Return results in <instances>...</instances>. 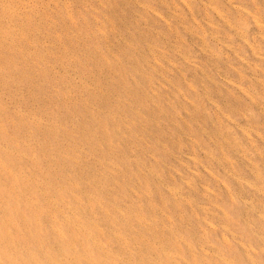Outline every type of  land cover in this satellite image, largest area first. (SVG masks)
<instances>
[{"label": "rangeland", "instance_id": "rangeland-1", "mask_svg": "<svg viewBox=\"0 0 264 264\" xmlns=\"http://www.w3.org/2000/svg\"><path fill=\"white\" fill-rule=\"evenodd\" d=\"M56 1L49 28L43 25L46 18L34 17L39 31L27 33V39L46 29L76 38L69 39L72 47L57 42L46 47L52 58L45 64L50 66L47 76L41 74L39 88L21 85L24 94H17L21 100L16 106L12 97L2 99L14 120L3 141L20 158L15 162L0 158L6 165L0 168V181L30 197L41 189L45 198L38 202L42 207L37 210L38 229L46 228L43 219L54 217L53 208L58 207L79 227L75 238H69L78 249L81 235L89 232L95 238L105 226L117 231L123 242L109 239L108 246L101 242L111 254L117 252V243L132 240L131 228L135 233L140 217L146 220L147 203L160 206L154 186L164 182L206 212L181 204L174 214L160 206L155 216L164 222L147 219L148 229L170 227L181 242H154L147 231L143 239L159 250L148 252L149 263L157 257L165 260L166 254L189 263L190 255L183 251L189 243L197 258L203 251L202 257L209 260L207 249H213L234 264H264V0ZM78 37L96 41L82 48ZM94 73L102 74L105 82ZM79 82L89 89L80 91ZM77 94L82 98L77 100ZM19 110L25 115L18 119ZM16 125L22 130L14 133ZM228 127L231 147L221 136ZM25 157L34 158L32 164ZM13 167L37 189L26 185L23 191L24 183L13 174L3 176ZM147 169L151 186L141 189V173ZM4 192L0 205L26 210L24 203L13 205L9 191L8 196ZM239 198L245 201L238 204ZM60 213L47 224L53 222L64 231L67 226ZM125 215H131L128 227L120 220ZM180 216L187 223H178ZM34 230L35 224L26 238L32 242H22L24 246L37 245ZM185 230H192L200 242L188 238ZM203 241L206 245H199Z\"/></svg>", "mask_w": 264, "mask_h": 264}, {"label": "bare ground", "instance_id": "bare-ground-1", "mask_svg": "<svg viewBox=\"0 0 264 264\" xmlns=\"http://www.w3.org/2000/svg\"><path fill=\"white\" fill-rule=\"evenodd\" d=\"M57 8L58 7L56 0H0V158L1 159L3 158L6 162H13V161L15 162L17 159L20 158V156H17L15 153H13L12 150L7 149L3 141L4 140L3 137L5 136L7 137L9 134L7 132L9 131L8 126L12 127L14 125L13 124L14 120L8 116L7 111L10 110H5V105H7V103L3 102L2 99L5 98V95L12 97L15 101L14 105L16 106V102L19 101L20 99L19 96H17V94L18 93L20 95L24 94L21 92V88H22L21 85H27L30 86V88L35 87V89L39 88L38 82L40 80L41 74L45 76H47L48 74L47 71L50 65L45 67V64L48 62L50 58H52L51 56L52 54H49L46 47L48 45L53 44V42L61 43L62 46L66 47L67 44H70L72 42L69 41L71 36L76 38V36L72 35L69 32L64 33L63 36H61L59 34L57 35L50 34V31H47V29L50 26V23H52V21L54 20L55 16L52 15L54 14L55 11H57L56 10ZM40 14L42 15L40 16ZM51 16H52V20H50ZM34 17H36V19L46 18L44 19L45 22L43 23V25L47 29L45 28L46 31L44 33L38 34L37 36H32L31 39H27V37L29 36V34L27 35V33L39 31V29H37L38 24L34 20L35 19ZM47 22H49V24H47ZM31 23L32 26L30 25ZM61 38L64 40V42H62ZM77 39L82 41L83 43L82 48H84L87 43L93 44L96 41L95 39L90 41L88 37H85L83 40L81 37L80 38L78 37ZM215 40L217 41L218 39ZM72 46L73 45L70 44L68 47H72ZM82 56L85 57L86 55L83 54ZM87 60H91V58L90 57L85 58L83 62H87ZM52 61L55 64L57 63L54 57ZM83 62L81 61L78 62V66L80 68L82 67V70L84 69ZM32 69L34 70L33 74L30 72V70ZM94 75L100 78L102 80V83L105 82L102 74L94 73ZM81 83L82 82H79V85ZM93 84L99 88L98 83L94 81ZM106 87H108V85H106ZM67 89L68 91L72 90L71 82L67 85ZM86 89H89L88 86L85 83H82L80 91H85ZM77 96H78L77 100L82 98L81 94H77ZM21 112L22 110L16 112V117H18V119L19 117L21 118L24 117L25 115V114L21 115ZM229 129L230 127L226 128L225 133L222 132L221 136L225 144L226 145L228 144V146L231 147L232 144L231 141L233 140H231V138L229 137L230 136L228 133ZM19 130H22V127L21 126L17 127L16 125L14 133L19 132ZM40 144L42 143H35V146H39ZM46 146L49 147V145ZM232 148H230L231 152L234 151ZM28 149H30V146L28 147ZM32 149H34L33 146ZM51 150L54 151V148H51ZM182 153L186 156H190V154L184 151H182ZM205 154L208 157L212 158V156L209 153H205ZM25 159H27L30 162V164H32V162L34 161V158L31 157H25ZM226 160L229 159L225 157V161ZM2 163H4V161L0 162V168L5 169L6 165ZM56 164L58 165V162H56ZM13 170L14 171L10 169L6 170V174L3 176L5 177L6 175L8 176L9 174H13L17 179H19L17 181L24 183L23 187L21 188L23 191L27 190L26 185H29L32 191H34L35 188L37 189V185L34 184V181H30L28 177H26L20 170H18V168L13 167ZM232 170L231 172H233ZM150 172L151 171L147 169L146 173H141L142 175V181H140L141 189H147L149 185L151 186V183L149 182V180H147L149 176H151L149 175ZM226 176L230 178L232 174H228V172H226ZM223 181H226L225 178H223ZM37 183L39 182L37 181ZM41 184L48 186L47 184H45L44 181H42ZM6 185L7 184L0 181V199L1 196H3L2 194L4 191L5 194L7 193L6 191H9L10 196L8 198L10 199L12 204L17 206L18 203H21L19 205H22V203H24L23 207H26V210L24 208L23 210H20L19 207H16L15 209L7 210L2 205H0V264H151L149 263L150 258L147 259V254L149 251H154V250L157 251L158 248L156 245L153 246V244L150 243V240L143 239V236L147 233V231L150 230L148 234L151 236L154 242L157 239H162V240L165 239L164 243L166 245L173 244V242H171V239L175 240L174 243H178L181 240V237L176 232H174L173 229L170 227H164V230H159V229L155 230V228H150V227H149L150 229H148L147 227L148 225H146L145 221H147L148 219V222L154 221V223L156 224H161L162 222H164V220H161L155 216V212L159 210L160 206L165 208V210H167L169 213H174V214L178 212L177 207L180 206L181 204L185 205L186 207H189V209H192V206H196V207L199 206L198 204L195 205V201L191 199L189 196H183L182 194H180L178 189L175 188V186L172 187L164 182H162L159 186H154L152 184L154 186L156 198L160 206L156 207L155 205H149L151 202L147 203L146 205L149 207V211L146 215L147 216L146 220L144 217H140L141 223L139 224V227L137 229L135 228V233H132L134 228H131L130 237L132 240L125 243L124 245L117 243L118 245L117 252L116 253L113 252L111 254L106 251L104 244L101 242L106 241V243H109L110 240L111 242L112 241H119L120 243L123 242L124 239L122 241L117 231H114L110 227L105 226L97 233V237L95 238L91 237L89 232L87 236L81 235V237L79 238L81 247L78 249L75 246L74 240L70 242L69 238H75V233H74L75 229L78 232L77 228L79 227L75 228L77 224L75 226V222H73V220L69 216H67L66 213L62 211V209L58 207L53 208L55 210V212L52 213L54 217H50V218L45 217L42 222L46 223L47 225L46 228L44 230H41L40 228L38 229L40 219L38 216L39 211L37 210L42 209V207L40 208L38 207L39 206L38 202H42L43 198H45L43 194L41 195V193L43 192L41 189L37 190L38 192L36 194L35 193L32 194V196L30 197V196H26L24 193L21 194L20 193L21 190L19 191L17 187H14L12 185L10 186H6ZM63 191L66 192V189H63ZM236 191H237L236 192L237 196L241 197V191L239 190ZM224 192L228 197L229 192L227 191V189H225ZM59 194L61 195V193ZM68 195L72 197L70 193H68ZM86 197L89 196L86 195ZM239 199L240 202H238V204L245 201L242 198ZM59 200L61 201L60 203L62 204L63 208H66L68 206V204L65 203L63 198H60ZM97 203L98 202H96V205H98ZM166 203L168 207H166L165 205ZM245 204H247V201ZM115 209L117 213H120L121 210H119L118 208ZM70 210L71 209H68V212ZM198 210L200 211V213L206 212L204 207L202 206L198 207ZM57 211L62 213V221H64L63 225L65 224L67 226V228H65L64 231L59 230V228L57 229L55 227V224H53V222L52 224H47V223H51V220L52 221L56 220L55 216L57 215ZM26 212H28L29 215H27ZM237 214L238 215L242 214L241 209L239 208L237 209ZM127 216L130 217L131 215H125L123 218L122 217L120 218L121 221L125 222L124 223L125 226H127V218H128ZM205 217H204L205 218L204 221L206 222L208 221L207 220L208 217L207 216ZM218 218L225 219V216ZM243 218L244 217H241L240 220L242 222H246ZM179 220L180 221L178 223H187L186 220L181 216ZM17 221L20 224L19 223L16 224ZM209 223H207V226L210 225ZM33 224H35V230L32 236H35L33 237V239L37 245H34L35 247L33 245H31L30 247H26L22 244V242L31 241L30 238H29L30 241H28L26 238L30 237V227ZM217 226L220 227V225ZM13 229L15 230L14 232ZM16 231L18 232V234H16ZM80 231H84V230H80ZM84 234L86 233L84 232ZM184 234L188 238L190 237L191 239H193L194 242L199 243L201 240L196 237L195 233H193L192 230H185ZM230 234L232 237L231 240L236 241V239L233 236V233L231 232ZM221 237L224 238L222 234ZM16 242H18V244H16ZM144 242L147 243L146 245L148 247L144 244ZM105 245L108 246L110 245V243ZM149 245L152 246L149 247ZM199 245L201 246L206 245V242L203 241V243H200ZM131 251H133V253ZM183 251H185L186 254L190 255L189 260H191V262L188 263L184 261L180 263L177 262L175 259L171 258L170 254H166L164 256L166 257L165 260H162V258L156 256L158 261L154 260L152 264H199V263L234 264L235 263L232 260H228V259L224 260V258H221V255H219V253L217 252L218 250H213V249H207L210 256L208 257L209 260L202 257L203 256L202 253H204L202 250H201L202 253L198 252L200 256H198L197 258L194 256L195 252L193 250V247L189 243L184 245ZM102 258H105L107 262L104 263ZM198 259L200 261H198Z\"/></svg>", "mask_w": 264, "mask_h": 264}]
</instances>
